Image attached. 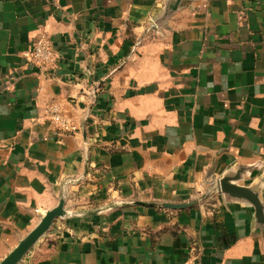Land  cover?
Masks as SVG:
<instances>
[{
	"label": "crops",
	"instance_id": "0c3cea01",
	"mask_svg": "<svg viewBox=\"0 0 264 264\" xmlns=\"http://www.w3.org/2000/svg\"><path fill=\"white\" fill-rule=\"evenodd\" d=\"M166 1L0 0V261L65 188L19 264H264L252 207L213 190L264 175V0H172L155 27Z\"/></svg>",
	"mask_w": 264,
	"mask_h": 264
},
{
	"label": "water",
	"instance_id": "95a60500",
	"mask_svg": "<svg viewBox=\"0 0 264 264\" xmlns=\"http://www.w3.org/2000/svg\"><path fill=\"white\" fill-rule=\"evenodd\" d=\"M171 2L172 0L166 1L162 17L153 19L152 23L155 27H161L165 24L164 22L172 11ZM87 117L88 111L83 121V129ZM252 169V166L234 164L231 168L221 174L213 190H216L221 194L226 201L239 202L243 205L252 207V226L254 229L262 230L264 229V200L262 198L264 175H261L248 185L243 184L246 180L247 173ZM66 195L67 192L64 188L57 205L41 216L38 224L24 238H22L6 256L2 258L0 264H19L22 258L30 249H32L40 237L47 232L56 219H68L72 216V213L68 212L64 207ZM192 204L193 202L184 204L164 203L162 206L169 209H183Z\"/></svg>",
	"mask_w": 264,
	"mask_h": 264
},
{
	"label": "built area",
	"instance_id": "2783aa9c",
	"mask_svg": "<svg viewBox=\"0 0 264 264\" xmlns=\"http://www.w3.org/2000/svg\"><path fill=\"white\" fill-rule=\"evenodd\" d=\"M26 58L33 64L39 66L43 71L52 70L57 63V54L55 52L52 41L47 36L39 37L35 40ZM50 120L63 132H71L75 127L71 118L66 115L59 105L53 104L48 108ZM40 213V210H35ZM192 253L194 248L191 249Z\"/></svg>",
	"mask_w": 264,
	"mask_h": 264
}]
</instances>
